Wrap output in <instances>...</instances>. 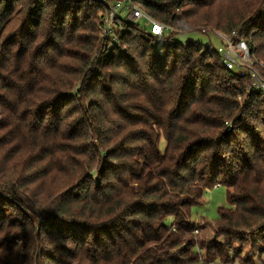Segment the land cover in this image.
Returning a JSON list of instances; mask_svg holds the SVG:
<instances>
[{
	"label": "trees",
	"instance_id": "1",
	"mask_svg": "<svg viewBox=\"0 0 264 264\" xmlns=\"http://www.w3.org/2000/svg\"><path fill=\"white\" fill-rule=\"evenodd\" d=\"M133 1L179 36H236L264 77V0ZM78 5L0 0V264H228L264 244L262 93L211 43L140 22L109 49L108 6ZM221 186L218 222L194 223Z\"/></svg>",
	"mask_w": 264,
	"mask_h": 264
},
{
	"label": "rangeland",
	"instance_id": "2",
	"mask_svg": "<svg viewBox=\"0 0 264 264\" xmlns=\"http://www.w3.org/2000/svg\"><path fill=\"white\" fill-rule=\"evenodd\" d=\"M116 1H118V0H114V1H108V0H73V6H75L78 9V6H79L78 4H80L82 2L83 3L85 2L86 6L88 5V7H93L94 4H100L101 6H104V7L108 6V8H107V12H108L109 7H112L113 3ZM92 10H94V7L92 8ZM140 23L142 24V26L145 27V29H147V30L150 29V25H148L147 23L142 22V21H140ZM79 25L82 26L83 28H85V30H88L90 28V25L88 23H84L82 19H78L77 26L79 27ZM128 25L137 26V25H139V22L135 23V22H132L130 20H126L125 22L119 21V23L116 24L114 36H105V35H103V32H102V19H101V25L99 28H97L96 35L100 38L101 41L111 40L110 45H109V49H114V48H118V47L121 48V45L117 43L118 35L122 36V34H126L127 32H129V30H131L133 33H135L134 30L139 29L138 27L137 28L136 27H130L129 28V27H127ZM215 33H221V32L212 31L209 35H204V34L198 33V34L179 36V35H177V31H175L170 36V38L173 36L172 39L176 38V40L182 44H186L187 42H191V43L202 44L203 46H207L209 43H211L213 45V48L218 50V49H221L223 47V45H222V42L220 41V39L215 35ZM30 34L35 35V34H37V32L30 29L29 33L25 34L23 36V43L27 44V42L30 40V37L28 36ZM221 34H223V33H221ZM12 40L14 41L13 37H12ZM168 42H169V40H166V43H168ZM121 43H122V41H121ZM123 50L126 51L127 49L124 48ZM126 58H128V55ZM247 90H248V83H247V87H246V92L248 93ZM239 99H241V97H239ZM0 119H1V117H0ZM161 149H162V151L165 150V144H163L161 146ZM226 195H227L226 188L223 186L216 187V188L208 191L204 195L205 204H203L201 206H195L192 208V211H191L192 221L195 223V222H198L202 219H207L211 223L218 222L219 217H220L219 210L221 208L228 206ZM14 215H15L14 212L9 213V217H13ZM211 223L206 222L205 224L210 225ZM213 229H214V227H212V229H210V230L206 229V231L202 232V235H204V240H206V242H209V240L214 238V233L212 232ZM234 250L237 253L236 255L237 256L239 255L240 258L236 259L237 260L236 262H230L228 264H248L245 261H249V262H252L254 264H259L261 262L264 263V244L255 245L253 241H250L249 245H246V246H244V245L238 246L237 244L233 245L232 249H231V254L234 253Z\"/></svg>",
	"mask_w": 264,
	"mask_h": 264
},
{
	"label": "built area",
	"instance_id": "3",
	"mask_svg": "<svg viewBox=\"0 0 264 264\" xmlns=\"http://www.w3.org/2000/svg\"><path fill=\"white\" fill-rule=\"evenodd\" d=\"M126 20L147 23L150 25L151 34L156 37L165 36L169 39L173 34V30L155 21L148 11L133 0H118L113 3L112 7H109L102 19L103 35L114 36L116 24ZM202 34L209 35L210 33L206 34V31H203ZM215 35L223 45L221 49L216 50L226 69L234 72L239 78L249 81L248 93H262L264 99V77L261 76L257 67V64L260 67H263V64L254 62L246 43L237 41L236 36L229 37L221 33H215Z\"/></svg>",
	"mask_w": 264,
	"mask_h": 264
}]
</instances>
